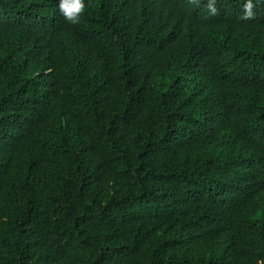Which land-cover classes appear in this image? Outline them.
<instances>
[{"label": "trees", "instance_id": "16d2710c", "mask_svg": "<svg viewBox=\"0 0 264 264\" xmlns=\"http://www.w3.org/2000/svg\"><path fill=\"white\" fill-rule=\"evenodd\" d=\"M0 0V264H264V0Z\"/></svg>", "mask_w": 264, "mask_h": 264}, {"label": "clouds", "instance_id": "9594fccd", "mask_svg": "<svg viewBox=\"0 0 264 264\" xmlns=\"http://www.w3.org/2000/svg\"><path fill=\"white\" fill-rule=\"evenodd\" d=\"M194 5L199 4V0H190ZM206 7L210 15H216L218 9L215 7V0H207ZM253 0H246L243 5L244 15L242 19H253L255 13L253 12ZM58 8L62 16L71 24L80 22V17L84 13L86 5L85 0H59Z\"/></svg>", "mask_w": 264, "mask_h": 264}]
</instances>
